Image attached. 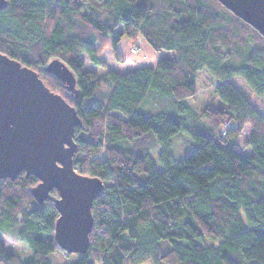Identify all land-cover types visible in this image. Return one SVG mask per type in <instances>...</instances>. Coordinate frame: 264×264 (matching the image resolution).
<instances>
[{"label":"trees","instance_id":"trees-1","mask_svg":"<svg viewBox=\"0 0 264 264\" xmlns=\"http://www.w3.org/2000/svg\"><path fill=\"white\" fill-rule=\"evenodd\" d=\"M0 10V53L38 73L75 107L73 164L104 183L92 207L90 247L72 264H264V117L231 82L241 78L264 100V37L218 0H7ZM142 36L171 53L154 67L102 79V53L123 37ZM58 59L76 76L75 91L45 71ZM222 83V106L201 113L188 103L199 73ZM105 81V82H106ZM151 98L156 112L139 108ZM251 127L245 148L238 138ZM184 130L198 143L182 160L172 138ZM160 147L159 171L151 152ZM21 173L0 180V264H53L59 217L50 193L43 205ZM17 232L31 251L9 253L1 235Z\"/></svg>","mask_w":264,"mask_h":264},{"label":"water","instance_id":"water-1","mask_svg":"<svg viewBox=\"0 0 264 264\" xmlns=\"http://www.w3.org/2000/svg\"><path fill=\"white\" fill-rule=\"evenodd\" d=\"M218 1L264 37V0ZM7 4L0 0V10ZM45 71L75 91L76 76L60 60H52ZM81 125L75 107L52 92L37 72L0 53V180H15L23 172L35 176L39 183L31 194L39 205L58 190L54 240L67 254L88 251L93 202L104 189L99 178L74 168V130Z\"/></svg>","mask_w":264,"mask_h":264},{"label":"rangeland","instance_id":"rangeland-1","mask_svg":"<svg viewBox=\"0 0 264 264\" xmlns=\"http://www.w3.org/2000/svg\"><path fill=\"white\" fill-rule=\"evenodd\" d=\"M117 50L119 52L118 56L115 55V51L111 46L106 48L102 53V60L106 62L107 69L92 64L84 56V59L86 60L85 70L96 71L102 79V87H100L97 92V97L99 98H104L107 95L108 86L105 79L108 70L127 73L142 67H154L160 59L171 56V53L169 52L155 51L141 35L135 40L123 37L117 46ZM231 82L241 90L244 96L254 104L256 110L264 117V100L258 98L243 79L238 77L232 79ZM221 83V81L213 79L207 70L201 71L196 84L197 95L193 99L188 100L189 105L198 113H201L209 104L222 106V101L214 93V86ZM150 101L151 98L148 97L147 101L139 108L141 113L151 115L156 112L155 106H152ZM250 132L251 127L246 126L243 134L238 138L239 152L242 155H248L252 151L244 146ZM196 147H198V143L193 140L189 134L182 130L172 138V157L176 161L182 160L185 156L191 154ZM159 154V146L151 152L158 170L162 171L164 167L159 161ZM1 239L9 253L17 254L23 258L31 255V251L28 249L26 243L19 239L17 232H7L5 236L1 235ZM76 259L77 254H64L61 251L54 253L51 257L53 264H72Z\"/></svg>","mask_w":264,"mask_h":264},{"label":"snow or ice","instance_id":"snow-or-ice-1","mask_svg":"<svg viewBox=\"0 0 264 264\" xmlns=\"http://www.w3.org/2000/svg\"><path fill=\"white\" fill-rule=\"evenodd\" d=\"M74 179V178H73Z\"/></svg>","mask_w":264,"mask_h":264}]
</instances>
